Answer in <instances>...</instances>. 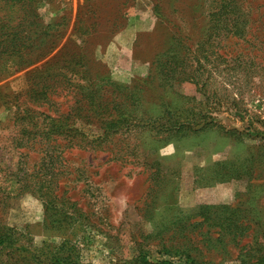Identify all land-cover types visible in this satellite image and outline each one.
I'll return each instance as SVG.
<instances>
[{
	"label": "rangeland",
	"instance_id": "374dc122",
	"mask_svg": "<svg viewBox=\"0 0 264 264\" xmlns=\"http://www.w3.org/2000/svg\"><path fill=\"white\" fill-rule=\"evenodd\" d=\"M213 1L0 0V264H264V0Z\"/></svg>",
	"mask_w": 264,
	"mask_h": 264
},
{
	"label": "trees",
	"instance_id": "16d2710c",
	"mask_svg": "<svg viewBox=\"0 0 264 264\" xmlns=\"http://www.w3.org/2000/svg\"><path fill=\"white\" fill-rule=\"evenodd\" d=\"M244 4V0H221L220 3H217L216 1H213L211 4L209 3L208 7L204 5L207 8V10L205 9L206 18L208 20L207 33L210 34L208 35V39L201 43L203 47L206 44L210 45L214 32H218L216 34H218V36H223L225 39L228 37H242L247 33V25L250 24L251 20L249 21L248 18L245 19V17L243 18V16H241V10L242 8L244 9ZM244 10L246 11L247 9ZM174 38L175 37L173 36L171 37V41L167 49L161 53L162 56L159 58V62L157 64L160 75H164L172 80L177 78L178 73L186 75L187 73L185 70L188 67L187 59L182 56L185 54L179 55L182 51L174 47ZM201 44H198V46ZM190 76L191 75H188V77H186V79L184 78V80L195 81V75L192 77ZM62 132L64 131L62 130ZM6 243V239L1 237L0 247L4 246ZM58 259V255H55L52 259H50V263L57 262ZM142 264L152 263L143 262ZM165 264L172 263L165 262Z\"/></svg>",
	"mask_w": 264,
	"mask_h": 264
}]
</instances>
